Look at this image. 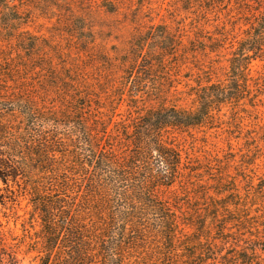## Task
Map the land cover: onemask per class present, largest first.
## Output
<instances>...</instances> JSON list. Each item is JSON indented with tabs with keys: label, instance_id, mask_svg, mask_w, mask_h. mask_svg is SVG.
Listing matches in <instances>:
<instances>
[{
	"label": "rangeland",
	"instance_id": "obj_1",
	"mask_svg": "<svg viewBox=\"0 0 264 264\" xmlns=\"http://www.w3.org/2000/svg\"><path fill=\"white\" fill-rule=\"evenodd\" d=\"M246 3L251 7L235 0H0V94H19L57 115L91 101L89 111L108 125L168 107L193 111L199 87L234 84L233 48L264 7V0ZM141 65L143 92L132 96L128 73ZM240 83V99L213 118L163 135L184 163L180 183L160 194L176 215L177 240L206 220L200 238L212 246L215 264H264V54ZM111 136L120 154L121 136ZM29 212L26 202L0 206V222L22 238L20 264H37L40 248L29 247Z\"/></svg>",
	"mask_w": 264,
	"mask_h": 264
},
{
	"label": "trees",
	"instance_id": "obj_2",
	"mask_svg": "<svg viewBox=\"0 0 264 264\" xmlns=\"http://www.w3.org/2000/svg\"><path fill=\"white\" fill-rule=\"evenodd\" d=\"M256 11L247 39L237 42L229 60L234 84L199 87L193 111L168 107L138 115L130 124L111 119L108 125L82 98L69 113L57 115L19 94H0V206L9 210L26 202L30 208L35 241L29 247L40 243L37 264L217 262L210 257L212 246L200 238L206 220H199L191 238L177 240L176 215L160 194L180 183L184 163L163 135L199 126L240 99V81L264 54V7ZM139 67L127 77L132 96L143 92L145 72ZM112 131L121 136L120 154L113 150ZM21 244L16 231L0 222V264H20Z\"/></svg>",
	"mask_w": 264,
	"mask_h": 264
}]
</instances>
